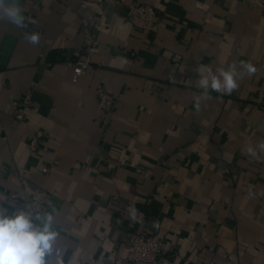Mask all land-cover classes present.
<instances>
[{
	"label": "crops",
	"instance_id": "0c3cea01",
	"mask_svg": "<svg viewBox=\"0 0 264 264\" xmlns=\"http://www.w3.org/2000/svg\"><path fill=\"white\" fill-rule=\"evenodd\" d=\"M134 2L158 9V32L126 18ZM18 3L26 28L0 20V200L9 210L13 193L20 206L23 196L44 200L64 264H144L127 260L129 225L163 241L158 264H264V156L247 153L264 142V0ZM88 26L96 45L75 83L64 60L83 49ZM33 32L39 43L25 38ZM240 62L255 73L231 94L209 90L197 110L199 73L241 71ZM100 87L113 102L108 121ZM28 92L32 105L15 107Z\"/></svg>",
	"mask_w": 264,
	"mask_h": 264
},
{
	"label": "clouds",
	"instance_id": "9594fccd",
	"mask_svg": "<svg viewBox=\"0 0 264 264\" xmlns=\"http://www.w3.org/2000/svg\"><path fill=\"white\" fill-rule=\"evenodd\" d=\"M23 9L18 0H0V20L6 19L16 26L26 28ZM31 43L40 41L39 33L33 32L25 37ZM241 71L233 63L227 69L221 67L213 71L209 68L205 75L199 73L198 84L203 89L195 97L197 110L202 99H209V90L231 94L239 87L238 81L245 74L252 75L256 68L250 62H240ZM249 156L260 160L264 156V142L254 148H247ZM12 211L6 202L0 200V264H64L63 254L57 246L59 233L54 230L55 216L49 212H38L27 204H16V197L11 198ZM55 212V209H53Z\"/></svg>",
	"mask_w": 264,
	"mask_h": 264
},
{
	"label": "built area",
	"instance_id": "2783aa9c",
	"mask_svg": "<svg viewBox=\"0 0 264 264\" xmlns=\"http://www.w3.org/2000/svg\"><path fill=\"white\" fill-rule=\"evenodd\" d=\"M125 16L133 26L144 34L158 32L163 21L162 14L153 5L145 2H134L126 6ZM85 41L83 49H77L70 53L65 63L72 70V81L77 83L91 66V56L94 52L96 39L91 27L85 28ZM98 107L104 113L106 121L111 115L113 102L107 91L100 87L97 89ZM262 96V95H261ZM32 94L28 92L21 100L15 101V107L22 108L32 105ZM109 116V117H108ZM17 120L24 119V113L20 110L15 115ZM43 133L39 131L30 143V149H41ZM21 197L19 193H13L11 197ZM24 205L38 212H44L47 203L41 199L23 196ZM131 226V225H130ZM127 260L131 263L158 264L164 255V243L153 231L148 228L131 226L126 231Z\"/></svg>",
	"mask_w": 264,
	"mask_h": 264
},
{
	"label": "trees",
	"instance_id": "16d2710c",
	"mask_svg": "<svg viewBox=\"0 0 264 264\" xmlns=\"http://www.w3.org/2000/svg\"><path fill=\"white\" fill-rule=\"evenodd\" d=\"M53 62V61H52ZM240 102V101H239ZM132 226V225H131ZM130 225L128 227H131ZM134 226V225H133Z\"/></svg>",
	"mask_w": 264,
	"mask_h": 264
}]
</instances>
